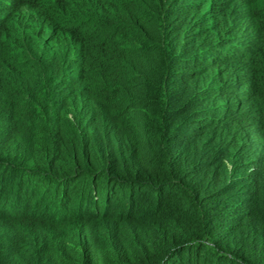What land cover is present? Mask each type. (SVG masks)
I'll return each mask as SVG.
<instances>
[{"label": "trees", "instance_id": "trees-1", "mask_svg": "<svg viewBox=\"0 0 264 264\" xmlns=\"http://www.w3.org/2000/svg\"><path fill=\"white\" fill-rule=\"evenodd\" d=\"M0 264H264V0H0Z\"/></svg>", "mask_w": 264, "mask_h": 264}]
</instances>
